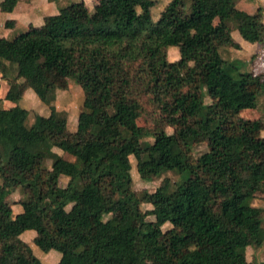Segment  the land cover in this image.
I'll use <instances>...</instances> for the list:
<instances>
[{"label": "trees", "instance_id": "1", "mask_svg": "<svg viewBox=\"0 0 264 264\" xmlns=\"http://www.w3.org/2000/svg\"><path fill=\"white\" fill-rule=\"evenodd\" d=\"M19 1L2 0L0 11ZM54 1L45 28L17 29L6 20L14 31L0 37V75L26 65L12 92L28 86L51 106L30 122L28 109L18 100L4 106L0 95V264H44L23 256L18 227L36 230L42 253L59 251V264H130L138 241L137 264H255L240 258L264 243V207L253 204L264 193V138H251L241 111L257 108L264 75L232 74L223 51L241 47L233 31L264 44V7L250 13L237 6L241 0H170L156 16L160 0H100L75 14ZM170 46H178L182 66L168 60ZM51 69L84 91L75 134L53 104ZM179 102L189 110L170 133ZM200 139L208 149L196 156ZM125 147L144 181L186 174V193L165 178L154 194L159 204L144 211L150 194L134 189ZM18 188L22 211L15 214L7 197ZM149 215L192 226L196 242L189 247L184 229H164Z\"/></svg>", "mask_w": 264, "mask_h": 264}, {"label": "rangeland", "instance_id": "2", "mask_svg": "<svg viewBox=\"0 0 264 264\" xmlns=\"http://www.w3.org/2000/svg\"><path fill=\"white\" fill-rule=\"evenodd\" d=\"M70 1V0H68ZM170 0H160V2L155 6L154 11L156 16L159 14L160 10L168 3ZM242 4L248 12L253 13L257 10V7L252 6V4L248 0H244ZM238 7L239 4L237 5ZM94 6L91 7L92 10ZM241 8V7H240ZM83 10V9H82ZM87 12V10L85 11ZM85 12H81L82 14H86ZM89 12V11H88ZM217 22V20H216ZM38 28H45L44 23ZM233 37L236 41L240 43V48H227L223 51V55L226 59L230 60L234 63V65L229 67V71L232 74H237L238 72H253L256 74L264 75V44L263 43H251L246 41L241 37L238 31H233ZM168 60L176 61L182 66L180 52L178 46H170L168 49ZM199 70L202 71V74L205 75V71L199 64H195ZM25 64L21 65V69L16 75V72L8 75V77H3L0 75V95L3 98V105L9 106L10 100H18V103L29 110L30 116L29 121L32 122L36 114L41 115H49L51 111V106L42 102L37 96L36 92L25 85H22L18 93L12 92L11 84L15 79L18 81H22L21 74L23 69L25 68ZM46 75L49 79L55 81L57 83V91H56V100L53 102L56 109L59 111H66L68 114V132L75 134L77 132V123L78 116L80 112L84 109V91L82 87L72 80H67L63 76L59 74L56 69H51V71H47ZM211 98L207 95L205 97V102L210 103ZM161 104L162 99L158 98L157 103L151 108V112L155 115H159L161 112ZM189 109L185 104L179 102L177 105L176 112L169 119V124L167 127L168 132L172 133L174 129V124L177 121L178 115L181 113L187 112ZM241 115L246 117L248 120V125L253 129L251 134V138L253 140H259L264 138V95L260 98L258 102V106L255 109H244L241 111ZM138 124L144 125L145 119L144 117H140L137 120ZM258 123L256 127L254 124ZM257 128V129H256ZM204 139H200L199 143L194 148V154L198 156L202 152L206 151L207 145L203 142ZM144 143H147L144 140ZM60 154H64L63 151L59 148H54ZM122 152L127 154L131 158L132 163V179L134 189L137 191L147 190L150 194V200L147 203L142 204V208L144 211L150 210L156 207L159 202L154 196L156 189L161 185L162 181L165 178L170 180L171 190L178 189L182 193H186V187H184L182 183L181 174H177L175 172L168 171L166 172L162 178L153 180L151 182L144 181L137 170V162L133 154L130 152L128 148H123ZM65 157L70 158L71 156L65 155ZM237 166V165H235ZM69 178L67 176H62L61 184L66 185L68 183ZM21 193L18 188L14 191L10 196L7 197L8 203L13 208L15 214L22 211V205L20 204ZM255 206L264 207V193H257L256 197L253 201ZM148 219L156 221L160 224L164 229L171 227H179L184 229L186 233V238L188 242V246L191 247L196 242L197 237L195 231L192 226H184L178 220L172 219L168 222L164 221L159 215H149ZM264 225V222H263ZM18 235L26 242V246L23 249V256L27 259H33V255L40 256L41 261L44 264H59L61 259V253L55 249H52L48 253L43 252L39 248L40 237L36 230L28 229L23 230L18 227L17 230ZM138 241V239H137ZM140 251L141 246L136 243L133 248L129 252L130 264H137L140 259ZM243 262H253L255 264L264 261V243L260 247L250 246L247 248L246 255L240 258Z\"/></svg>", "mask_w": 264, "mask_h": 264}, {"label": "crops", "instance_id": "3", "mask_svg": "<svg viewBox=\"0 0 264 264\" xmlns=\"http://www.w3.org/2000/svg\"><path fill=\"white\" fill-rule=\"evenodd\" d=\"M2 0H0L1 2ZM71 10L84 12L90 11L92 6H96L100 3V0H62ZM244 0H241L242 3ZM252 6L264 7V0H248ZM238 3L241 9L247 11V9ZM239 7V8H240ZM83 9V10H82ZM57 12V4L54 0H21L12 12L0 11V37L10 36L14 31L11 28H7L5 25L6 20H15L16 28H38L44 23V17L48 14ZM255 12V11H254ZM21 212V211H20ZM19 213V212H18Z\"/></svg>", "mask_w": 264, "mask_h": 264}]
</instances>
